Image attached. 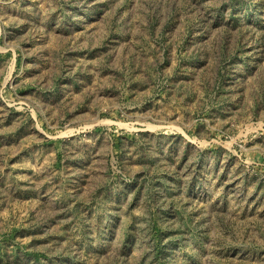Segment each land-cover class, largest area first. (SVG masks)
<instances>
[{
    "label": "rangeland",
    "instance_id": "obj_1",
    "mask_svg": "<svg viewBox=\"0 0 264 264\" xmlns=\"http://www.w3.org/2000/svg\"><path fill=\"white\" fill-rule=\"evenodd\" d=\"M0 264H264V0H0Z\"/></svg>",
    "mask_w": 264,
    "mask_h": 264
}]
</instances>
